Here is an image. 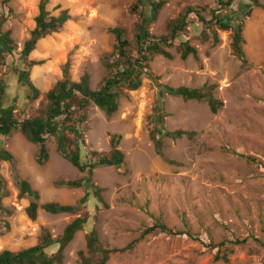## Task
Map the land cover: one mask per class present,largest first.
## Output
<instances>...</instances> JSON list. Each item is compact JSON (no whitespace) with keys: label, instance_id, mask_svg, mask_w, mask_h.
I'll list each match as a JSON object with an SVG mask.
<instances>
[{"label":"rangeland","instance_id":"1","mask_svg":"<svg viewBox=\"0 0 264 264\" xmlns=\"http://www.w3.org/2000/svg\"><path fill=\"white\" fill-rule=\"evenodd\" d=\"M247 1L235 0L231 12L224 10L219 15L228 17ZM135 3L50 0V16L67 11L71 20L39 41L25 62L22 51L36 27L40 0H10L7 4L0 0V19L6 18L2 31L10 32L17 47L0 65V80L8 88L6 107L16 106L19 121L42 115L48 106L46 95L63 80L66 67L71 81L79 82L88 74L91 89L98 90L108 77L104 57L116 45L109 30L121 28L134 42L140 19L133 11ZM189 8L201 10L209 20L218 4L215 0H169L151 33L168 36L170 23ZM189 22L168 48L172 59L153 58L148 69L152 77H144L138 91L124 92L117 113L108 117L91 103L86 121L76 126L84 137V162L91 151L107 153L111 140L121 138L125 165L98 168L91 178L103 189L106 208L91 196L76 214L51 215L40 208L37 220H30L26 213L30 199L19 197L15 175L39 193L40 205L68 206L78 205L85 190L58 187L57 183L78 181L85 175L59 154L54 138L48 140L49 160L44 165L37 161L38 147L19 131L1 140L0 147L13 161L1 163L5 182L0 196L6 211H0V253L36 246L44 230L58 238L75 219L88 215L85 230L76 234L64 252V264H82L79 253L87 251V235L92 231L106 248L134 244L131 250L113 255L108 264H264V11L254 10L245 21L244 50L250 63L246 68L233 54L231 33L219 31L220 43L212 46L211 41L203 42L206 28L197 16L191 15ZM187 41L197 49L199 60L181 59L177 47ZM31 61L41 64L31 68ZM17 70L30 71L40 91L38 100L33 101L31 91L19 83ZM161 86H207L222 106L214 114L207 102L162 96ZM158 107L164 115L162 125L156 121ZM161 127L164 132L196 134L180 140L166 138L164 159L151 139L154 132L163 133ZM153 217L174 230L190 231L197 239L161 232L141 238L155 223ZM238 239L248 241L234 246ZM225 254L228 262L222 258Z\"/></svg>","mask_w":264,"mask_h":264},{"label":"trees","instance_id":"2","mask_svg":"<svg viewBox=\"0 0 264 264\" xmlns=\"http://www.w3.org/2000/svg\"><path fill=\"white\" fill-rule=\"evenodd\" d=\"M4 4L10 0H2ZM218 8L211 12V19H206L198 9H187L179 18L170 23L169 35L157 37L151 33V26L157 21L161 10L168 4L169 0H135L133 11L140 14L139 23L137 24L134 42L126 37V32L121 28H113L109 30L116 40V45L111 55L104 57V66L108 72V77L98 90L91 89V79L85 74L79 82H73L69 78L68 68L64 69L63 80L47 93L46 99L48 106L42 115L32 119L19 121L15 117L16 106L6 107L7 85L0 80V143L5 137L10 136L14 132L22 133L25 138L38 147L37 161L40 165H44L49 160L47 143L49 138H54L59 154L69 161L77 170L84 174V178L78 181H63L57 183L58 187H66L69 189L83 188L85 195L76 206L61 205L59 203H46L40 205L39 193L35 191L31 184L17 175H15L16 185L20 191V198L30 199V204L26 209L27 216L30 220L36 221L38 210L41 208L51 215L76 214L80 208L86 205L91 196H93L98 204L107 207L103 199V189L92 182L94 170L98 168H115L121 169L125 165V155L119 149L120 137L111 140V149L107 153L91 151L88 156L89 160L84 162L82 152L85 144L83 134L77 129V125L86 121V110L94 103L100 110L111 117L118 112L120 98L124 92L138 91L143 84L144 77H152L149 72V63L157 56L166 59H172L168 48L172 43L181 37L190 26L189 17L196 15L198 20L205 26L202 33L203 42H212V46L220 43L218 32L223 31L231 33V49L233 54L242 63L243 68L250 65L244 50V25L245 21L250 18L256 9L264 11V4L259 0H248V4L242 5L240 10L231 13L228 17L219 15L224 10L232 11L235 0H215ZM50 0H40L39 16L36 18V27L31 34V38L26 41L22 51V58L27 62L28 57L35 50L39 41L47 36L58 32L67 22L71 20V16L67 11L62 12L58 17L50 16L47 11V5ZM6 18L0 19V65H3L7 59L14 54L16 44L11 38L10 32H3L2 28ZM178 53L183 61L190 56L195 60H199L198 51L190 45L183 42L177 47ZM40 62L31 61L29 67L40 65ZM19 83L28 88L32 93V100L36 101L40 97V91L31 81L30 71L17 70ZM161 95H169L181 98L185 101L207 102L211 112L216 114L222 103L215 99L212 88L203 87L201 89H192L187 87L173 88L170 86H161ZM158 115L156 121L163 124L164 115L157 109ZM162 134L154 135L151 139L156 144L157 153L164 157L162 152L163 141L166 138L172 140H180L184 137L193 138L196 133H187L185 131L164 132L161 127ZM73 136V139L68 135ZM160 135V136H159ZM12 155L0 147V171L2 162H12ZM5 179L0 174V186L4 185ZM2 197L0 196V211L6 210L2 207ZM99 206L97 209L99 210ZM9 214V213H8ZM154 218V217H153ZM155 223L145 229L141 238H145L155 232L169 234L171 236H188L197 239L190 231H180L169 228L162 220L156 218ZM89 217H79L69 224L63 234L58 238L44 230L39 243L36 246L12 252L4 250L0 253V264H64V252L68 245L74 240L79 231L85 230L88 225ZM8 227V225H6ZM247 239H238L233 242L234 246H242L246 244ZM59 246L54 253L48 252L53 246ZM224 245V243L219 246ZM134 247L110 249L103 246L98 233L92 231L87 235V251H81L79 257L82 264H108L111 257L116 254H122ZM230 252H233L232 250ZM220 260V256L216 257ZM228 262V254L222 257Z\"/></svg>","mask_w":264,"mask_h":264}]
</instances>
